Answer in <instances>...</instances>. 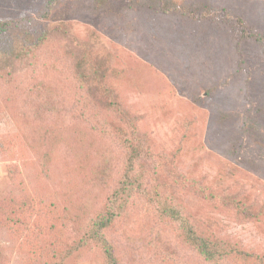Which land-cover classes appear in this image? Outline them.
I'll use <instances>...</instances> for the list:
<instances>
[{"label":"rangeland","instance_id":"rangeland-1","mask_svg":"<svg viewBox=\"0 0 264 264\" xmlns=\"http://www.w3.org/2000/svg\"><path fill=\"white\" fill-rule=\"evenodd\" d=\"M97 1L0 0V22L45 39L0 75V264H106L95 245L68 251L123 177L124 139L110 134L130 132L81 92L75 56L109 62L106 86L148 152L138 165L147 195L104 231L118 264H264V47L233 29L238 19L264 35V0H177L228 21ZM165 203L238 253L206 260Z\"/></svg>","mask_w":264,"mask_h":264},{"label":"trees","instance_id":"trees-1","mask_svg":"<svg viewBox=\"0 0 264 264\" xmlns=\"http://www.w3.org/2000/svg\"><path fill=\"white\" fill-rule=\"evenodd\" d=\"M131 1L133 5L135 0ZM103 4L102 0H98L96 7H101ZM141 6L148 10H155L164 14H178L192 19H215L219 17L221 19L224 17L225 21L230 20L229 16L222 11L218 12L212 8L195 9L177 0H142ZM14 27L15 24L13 22H0V75L5 69L13 70L16 65L26 61L31 52L38 49L45 41L43 38L35 40L27 31H20L16 34ZM233 29L240 39H252L264 47V35L247 29L240 20L237 19ZM73 60L75 80L81 92L83 91L86 95L92 97L105 111L114 113L119 121L125 124L130 135L119 127H115L110 134V136L116 134L124 139L126 158L123 177L117 188L109 196L104 208L101 209L95 218L93 227L85 229L78 244L76 243L68 251V256L70 255L71 257L75 252L85 249L88 244H91L101 250L106 264H118L114 248L104 236V231L114 225L117 218L124 212L128 201L134 195L139 193L147 195L143 186L142 175L139 172L141 169L139 168L138 170V165L144 158H147L148 152L143 140L137 133L129 112L124 108L116 92L106 86V80L109 78V62L90 56H75ZM6 73L7 71H5ZM81 117H83L82 113ZM157 197L158 195L152 199L154 200ZM223 203L233 208L238 214L245 216L254 215L249 208L240 205L239 202L231 197L224 198ZM161 208L162 212L169 215L171 220L179 226L187 244L197 250L206 260L216 262L230 254L238 253L234 249H229L224 245L202 237L178 209L169 206L167 203L163 204ZM81 213L82 210L79 209L76 216L70 215L78 225L82 223ZM53 264H64V262H54Z\"/></svg>","mask_w":264,"mask_h":264}]
</instances>
